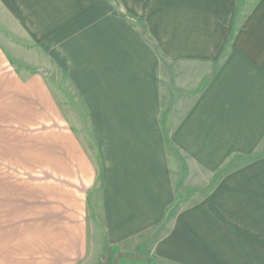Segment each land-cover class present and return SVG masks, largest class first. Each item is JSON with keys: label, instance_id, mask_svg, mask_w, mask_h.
I'll list each match as a JSON object with an SVG mask.
<instances>
[{"label": "crops", "instance_id": "crops-1", "mask_svg": "<svg viewBox=\"0 0 264 264\" xmlns=\"http://www.w3.org/2000/svg\"><path fill=\"white\" fill-rule=\"evenodd\" d=\"M0 2V264H264V0Z\"/></svg>", "mask_w": 264, "mask_h": 264}, {"label": "rangeland", "instance_id": "rangeland-1", "mask_svg": "<svg viewBox=\"0 0 264 264\" xmlns=\"http://www.w3.org/2000/svg\"><path fill=\"white\" fill-rule=\"evenodd\" d=\"M0 42L7 54L20 65H33L45 60L44 53L35 43L34 38L24 25V21L17 19L13 10L0 2ZM54 88L58 91L60 104H69L73 117L79 120L86 128L87 141L97 157V147L90 132L88 115L79 94L69 79L61 73L60 67H52ZM34 69V68H33ZM24 179V178H23ZM28 190V189H27ZM28 199V198H27ZM29 201V200H28ZM115 256L107 258V264H113ZM109 256V255H108ZM130 258L118 259L117 264H145L144 259L150 256L143 255L141 250L129 254ZM155 264L157 262L155 261Z\"/></svg>", "mask_w": 264, "mask_h": 264}, {"label": "trees", "instance_id": "trees-1", "mask_svg": "<svg viewBox=\"0 0 264 264\" xmlns=\"http://www.w3.org/2000/svg\"><path fill=\"white\" fill-rule=\"evenodd\" d=\"M137 252H139V248H137ZM145 264H155V259L153 257L145 258L144 260Z\"/></svg>", "mask_w": 264, "mask_h": 264}, {"label": "water", "instance_id": "water-1", "mask_svg": "<svg viewBox=\"0 0 264 264\" xmlns=\"http://www.w3.org/2000/svg\"><path fill=\"white\" fill-rule=\"evenodd\" d=\"M117 261H118V257L115 258L113 264H117ZM107 263H108L107 262V258H106L105 255H103L102 258H101V263L100 264H107Z\"/></svg>", "mask_w": 264, "mask_h": 264}]
</instances>
